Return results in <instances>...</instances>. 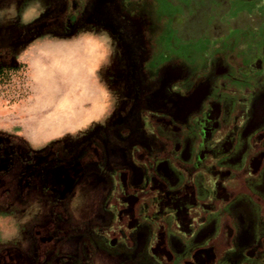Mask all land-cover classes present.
Instances as JSON below:
<instances>
[{
  "label": "flooded vegetation",
  "instance_id": "obj_1",
  "mask_svg": "<svg viewBox=\"0 0 264 264\" xmlns=\"http://www.w3.org/2000/svg\"><path fill=\"white\" fill-rule=\"evenodd\" d=\"M122 1L146 43L145 94L158 89L137 121L106 137L31 148L0 135V213L45 205L34 225L40 257L30 244L0 246V264H264L263 44L216 25L204 57L192 60L199 65L171 56L154 67L166 51L154 1ZM88 2L66 0L58 16L35 23L69 32ZM166 64L174 68L163 74Z\"/></svg>",
  "mask_w": 264,
  "mask_h": 264
},
{
  "label": "rangeland",
  "instance_id": "obj_2",
  "mask_svg": "<svg viewBox=\"0 0 264 264\" xmlns=\"http://www.w3.org/2000/svg\"><path fill=\"white\" fill-rule=\"evenodd\" d=\"M153 1L154 24L162 25L157 41L166 50L156 53L150 64L154 67L171 56L199 65L192 60L204 57L201 50L216 37V25L222 26L220 33L240 36L243 44L249 38L253 43L254 38L264 46V0ZM65 5L66 0L0 2V51L5 49L0 55V135L15 136L36 148L58 140L80 141L97 133L106 137L108 129L137 121L141 106L152 101L158 89L153 84L150 94H145L146 43L141 25L131 19L122 0H89L69 32L58 23L36 25L46 14L58 16ZM31 28L38 33L21 35ZM44 38L53 45L40 48ZM169 64L163 74L174 68ZM191 65L189 71L194 69ZM108 139L116 141L114 135ZM10 186L18 185L12 180ZM17 208L24 209V203L18 202ZM44 216L21 215L17 222L20 242L6 245L2 238L0 246L24 251L25 241L37 247L31 256L36 252L40 257L43 250L38 249L34 225L44 221ZM80 218L84 227L91 223L85 214ZM67 249L73 252L72 246Z\"/></svg>",
  "mask_w": 264,
  "mask_h": 264
},
{
  "label": "crops",
  "instance_id": "obj_3",
  "mask_svg": "<svg viewBox=\"0 0 264 264\" xmlns=\"http://www.w3.org/2000/svg\"><path fill=\"white\" fill-rule=\"evenodd\" d=\"M43 43L41 42L39 44V47L41 48L42 46H47L49 44L52 43V40H49L48 38H44L43 40ZM50 41V42H49ZM49 43V44H48ZM53 45V44H51ZM35 48L36 46L33 45L31 46V48ZM22 54V52H21ZM22 55H25V53H23ZM11 138H15V136L11 137ZM27 143V142H26ZM27 145H29L31 148H36L34 145H31L30 143H27ZM61 170H58L57 173L55 174L56 175V178H58L61 182H66V178L65 176L62 177L61 175ZM60 173V174H59ZM39 198L36 199V201H39L38 200ZM44 200H41L39 201V204L40 205H37V206H31L30 207V212L29 214H33V215H40L42 214V210L44 209L45 205H43V202ZM25 209V208H24ZM24 209H21V208H17V211L15 212L14 215L12 214H2L0 213V240H2V238H4V240L8 243H5L3 242L2 244H11V243H14L15 244V240H17L18 242H20L19 239H21L20 237V233L18 232V225H17V222H18V219L21 218V215H24L25 213L27 214V212L24 210ZM25 211V212H24ZM9 232H12L14 234L16 233H19V236L18 238L17 237H14L12 235L11 237V233ZM8 236H7V235ZM10 242V243H9ZM17 243V242H16ZM22 245H23V248H27V244H25V241L22 242Z\"/></svg>",
  "mask_w": 264,
  "mask_h": 264
},
{
  "label": "trees",
  "instance_id": "obj_4",
  "mask_svg": "<svg viewBox=\"0 0 264 264\" xmlns=\"http://www.w3.org/2000/svg\"><path fill=\"white\" fill-rule=\"evenodd\" d=\"M3 70H2V67H0V75L2 74Z\"/></svg>",
  "mask_w": 264,
  "mask_h": 264
}]
</instances>
